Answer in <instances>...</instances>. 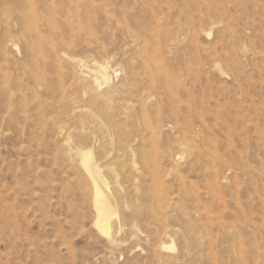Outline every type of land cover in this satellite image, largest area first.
<instances>
[{"label": "rangeland", "instance_id": "obj_1", "mask_svg": "<svg viewBox=\"0 0 264 264\" xmlns=\"http://www.w3.org/2000/svg\"><path fill=\"white\" fill-rule=\"evenodd\" d=\"M0 264H264V0H0Z\"/></svg>", "mask_w": 264, "mask_h": 264}, {"label": "bare ground", "instance_id": "obj_2", "mask_svg": "<svg viewBox=\"0 0 264 264\" xmlns=\"http://www.w3.org/2000/svg\"><path fill=\"white\" fill-rule=\"evenodd\" d=\"M95 72H96V77L94 79H95V83L98 86L100 85V80L104 82H107L109 80V75L106 66L102 65L99 68H96ZM75 153L80 157L83 168L85 169V171L88 173V175L93 181V185H94L93 206L95 210L96 224L99 230L108 236L110 234L109 232L111 231L110 230V224L112 223L111 217H113L117 212L112 204V199L110 198V195H108V193H106L102 188V186L106 187L107 180L104 181L103 179L104 177L100 175L101 169L98 168L93 163V159H92L93 155L91 154L90 149L89 151L83 149H77ZM167 248H173V245L168 246Z\"/></svg>", "mask_w": 264, "mask_h": 264}]
</instances>
